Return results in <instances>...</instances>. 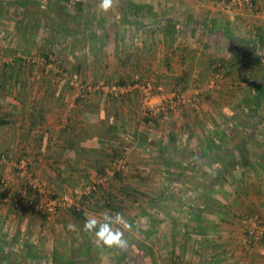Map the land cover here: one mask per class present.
Listing matches in <instances>:
<instances>
[{"label":"crops","instance_id":"1","mask_svg":"<svg viewBox=\"0 0 264 264\" xmlns=\"http://www.w3.org/2000/svg\"><path fill=\"white\" fill-rule=\"evenodd\" d=\"M2 2L0 32L14 37L20 32L19 20L27 18L22 10H35L40 15L34 16L32 41L39 44L52 35L69 39L60 54L64 62L72 60L67 67H76L89 79L108 77L120 85L148 82L161 88L149 102L135 88L106 101L95 96L96 91L76 103L63 82H37L36 96L30 92L22 99L33 105L28 114L13 107L22 102L15 82L19 75L1 66L0 115L6 123L0 125V152L28 150L30 168L46 194H74L96 177L116 148L115 121L124 119L134 129L150 115V105H158L161 95L171 90L197 101L178 103L168 115H151L155 122L144 124L155 130H143L141 121L132 130L136 136L129 166L153 178L150 196L155 197L147 199L154 204L152 210L150 205L144 209L146 200L137 202L139 209H128L131 196L124 194L114 196L118 207L110 210L107 195L99 193L82 198V220L70 209L46 215L23 204L14 207L11 198L33 194L13 162L0 163L12 196L5 199L0 186V264H264V238L245 242L248 227H264V0L250 7L224 6V0H115L108 13L98 11V0H89L79 6V24L71 36L66 35L67 26L74 29L73 23L59 20L63 0ZM43 5L55 12L44 14ZM154 15L173 19L183 32L166 37L161 29L133 23ZM75 44L79 48L74 50ZM94 54L101 58L91 61ZM217 65L219 79L205 87ZM7 72L11 76L4 78ZM55 88L60 97H41ZM40 103L44 106L39 109ZM110 114L111 125L105 128ZM72 120L73 134L65 130ZM26 123L30 127L24 128ZM130 179L120 172L113 185L121 192L127 186L134 189L138 185ZM104 210L121 212L133 223L132 230L125 231L128 247L123 251L99 245L82 230L86 215ZM69 223L77 230L69 231Z\"/></svg>","mask_w":264,"mask_h":264},{"label":"rangeland","instance_id":"2","mask_svg":"<svg viewBox=\"0 0 264 264\" xmlns=\"http://www.w3.org/2000/svg\"><path fill=\"white\" fill-rule=\"evenodd\" d=\"M88 1L89 0H85L83 4H85V2L87 3ZM63 2H64V0H63ZM65 4L67 5L68 3L66 2ZM52 36H54V35H52ZM69 42H70L69 39H68V41H66V40L64 41L63 39H61V37H57V38H54V39L52 38V40L50 42L40 41L39 44L38 43L35 44L31 40V42L29 41L27 43V45H26V44H24V39L18 38L17 36H14V37L9 36V34L6 33V32L4 33L3 36L0 35V64L2 62H5V63H8V64H12L14 67H17V68L20 66V68L18 69L19 76L17 77L16 83H17V86H18L17 90L19 91L18 97H20L21 100L23 98H26L27 96H30V92H31V96H36V91L37 90H35L34 84L37 83V82H43V81H44L43 83H46V82L51 83V82H53L55 84H59V82L61 84V82H63L64 84H66L69 87V89H71L70 98H74L75 95H74L73 88L69 84V78L74 73H78L79 78L83 82H89V83L99 82V81H104L106 83L114 82V81H110L111 78H108V77L107 78H103V77L96 76L93 79H89L88 77H86V75L84 74L83 71H81V72L79 70L77 71L76 67H74V66L72 68L67 67L68 66L67 64H72V60L70 58H67L68 61L66 63V62H64L63 58H60V54H61L62 49L66 48L67 46L69 47ZM48 44H49V47L51 48L52 51H49L50 49L48 50ZM78 45L79 44H75L72 49L75 50V49L79 48ZM47 51L51 52V56H52L51 60H52L53 63H55V64H57L59 66L58 67L59 71H55V67H52V68L47 67L45 69V67L42 64L39 63L38 58L41 55H43L44 52H47ZM87 51H90V49L87 48ZM48 52H47V54H48ZM19 55H24L28 60H25L24 62H22L21 65H18V63H17V62H19L18 58H21V57H19ZM73 58H74V61H76V57H73ZM78 58H80L82 61L83 60L85 61V58H82V56H79ZM99 58H101V56H99V57H97L96 55H95V57H91L90 56L91 61H93V60L95 61L96 59H99ZM82 61H80V63H82ZM74 63H77V61L74 62ZM220 68L221 67L218 65L217 71H219ZM217 79H219V77H217ZM207 80H208V78H207ZM204 86L207 87L206 82H205ZM55 91L53 93L52 92L48 93L47 91H43L42 93H44V92L45 93L43 95H41V97L42 96L43 97H45V96L47 97L48 95L51 96V97L54 96V98L60 97L61 96L60 95L61 91L58 90V89L56 90V88H55ZM90 94H93V92L87 94L84 98H88V96ZM103 94L105 95V94H108V93H104V92H98L96 94L94 93L95 96L100 97V98L103 97L102 96ZM120 95H122V97H123L124 94H119V96ZM64 96L65 95H63V97ZM113 96H118V95H113ZM67 98H68V96H67ZM106 99L107 98L105 97L104 101H106ZM22 101L26 102L25 106H24V110H25L24 113H30V107L33 106V105H31L30 102H27V100H22ZM5 105H4V107H7V108H11L12 107L11 105H9V106H7V104H5ZM43 106L44 105H42V103H40L38 107L40 109ZM169 113H170V110H167V113L165 115H168ZM18 115H20V114L18 113ZM110 115H108L107 118L104 120V122L107 124L105 128H109V125H111L110 121L112 120V115L111 116ZM160 115H161V113H160ZM160 115H157V116L159 117ZM1 116H4V115H0V117ZM17 120L18 119H14L13 122H16ZM143 120L140 119L141 124L144 127V128L141 127L143 130H145V128L154 129V130L156 129V127L154 125H152L154 123L153 121H150V122H152V124L146 125L144 123H147V122H145ZM140 121L136 122V124H135L136 126L134 128L135 130H137L138 125L140 124ZM19 124H20L19 126L22 127L21 121H19ZM26 124H27V127H24V128L30 127L29 123H26ZM115 124H116L115 130L119 132V136L121 137V143H120L119 148H118L119 149V153H120V151L122 149H124L123 148L124 146L128 147L127 153H126L127 166H126V170L124 172H122V173L126 174L127 176L129 175V177H131V178H134V179H130V180L133 183L138 185V186L134 187V189H136L135 196H131L129 198L131 203H128L129 207H127V208L128 209H134V208L137 207L139 209V204L141 202L143 203L146 200V204H144L143 207H144V209H147L148 205H150V203L148 202L147 199L149 197H151V198L155 197V196H149L150 194H152V192L154 191V188H155V186L153 184L151 185L152 181L149 182V180H151L153 178L149 177L148 174L145 172V170H143L141 168L135 169L137 172H134L135 170L131 169V167L129 166V161H128V153H129V149L133 146V143H134V140H135V138L133 136H136V135H135L134 132H132V130H134V129H131L130 125H128V122L126 120H124V119L121 120V121H115ZM99 130H101V128L98 129V131ZM137 132L138 131H136V133ZM28 134L30 136V132H28ZM138 134H139V132L137 133V135ZM147 149H149V148H147ZM1 154H4L6 156V158H7V162L5 164L12 163V162L14 163L20 157H25L28 160H30V152L28 150L24 149V148L21 149V150L19 148V151L14 153V154H10L7 151L0 152V155ZM110 160H111V155H110V158H109V161H108L107 165H109ZM0 165H3V164H0ZM11 169H12V167H11ZM142 174H144V175H142ZM2 177L7 180L8 188L10 189V187H9L10 183H9L8 179L5 177L4 174L0 173V178H2ZM143 181H145V182H143ZM116 182H117V180H116ZM139 183H141V184H139ZM118 184L119 183H116V185H118ZM117 188H118V186H117ZM125 189L131 190L133 188L127 186V187H125ZM115 199H116V197H115ZM12 200L13 199L11 198V200H10L11 203H12ZM137 202H140V203H137ZM153 256H155V255H153ZM153 256H151V257L153 258ZM133 262H134V264L136 263L134 260H133ZM149 262H152V260L149 259Z\"/></svg>","mask_w":264,"mask_h":264},{"label":"built area","instance_id":"3","mask_svg":"<svg viewBox=\"0 0 264 264\" xmlns=\"http://www.w3.org/2000/svg\"><path fill=\"white\" fill-rule=\"evenodd\" d=\"M75 1H84V0H68L67 3L71 7V4ZM255 0H224V6L229 3H235L238 6H247L250 7L253 5ZM0 35L3 36L4 33L0 32ZM24 61L28 60L24 55H19ZM50 57V56H49ZM23 61V62H24ZM40 64H42L45 69L47 67H55V71L58 70V65L52 61H47L44 56L38 58ZM221 73L215 71L206 81V85L210 88L212 87L217 77H220ZM69 84L73 88L75 97L84 98L87 94L92 92H104L110 93L113 95L124 94L129 91L134 90L135 88L139 89L141 93L142 100L149 102L150 99L156 96V92L160 90V86L154 87L147 83H133L128 85H120L117 82L106 83L104 81L99 82H83L77 74H72L69 78ZM197 101L196 98L188 97L184 93H181L176 90H171L168 93L161 95V102L158 105H150L148 114L155 115L162 112H167L172 108H175L178 103L180 104H195ZM118 155L113 157L109 165L104 167V173L100 176L94 177L88 184H86L82 189L76 190L74 194L61 193L58 195L46 194L45 185L41 182L33 173L30 168V162L25 157L18 158L13 164L16 169V173L19 178H21L27 188L32 191V196H26L21 199H13L12 205L14 207H19L21 204L27 206L28 208L38 211L40 213L51 215L62 209H79L80 202L84 196L83 194H88L94 190L98 184L104 183L106 180H109L114 172H124L126 170V153L128 147H123ZM7 158L4 154L0 155V163H6ZM0 185L5 191V199L11 198L10 189L8 188L7 180L5 178H0ZM245 242H261L264 238V227L262 226H250L245 232Z\"/></svg>","mask_w":264,"mask_h":264},{"label":"trees","instance_id":"4","mask_svg":"<svg viewBox=\"0 0 264 264\" xmlns=\"http://www.w3.org/2000/svg\"><path fill=\"white\" fill-rule=\"evenodd\" d=\"M67 1L68 0H64V8L62 7V8H59V10H58L61 13V14H59V18H60L59 20L68 22L69 24H70V22L73 23L72 26L74 27V29H72V28L69 29V26H67L68 27V32L66 33V35H70L71 36V35H73L74 31L77 30L76 27L79 24V22L77 20L79 19L78 18V15H79L80 10H81V8L79 6L82 5L85 0L84 1H75L74 3L71 4V7L68 4L67 5L65 4ZM4 3L5 2H2V4H0V14L2 13L3 4ZM42 4H43V2H42ZM52 9L55 12V8H49V7L47 8V6H44L43 5V13H45V14L47 13L46 12L47 10H52ZM69 10H70L71 13L70 12H67ZM65 11L67 12V14H66ZM23 13L27 15V18H26V20H24L23 18H21L19 20L20 23H18V25L16 26V29L20 30V32H17L16 35H14V36H17L18 38L24 39V44L27 45V43L29 41L31 42V40H32V37H33V34H34V30H35V27H36V23H37V18L34 17V16L40 15V13L37 14V12L35 10H31V11L26 10L25 12H24V10H22V14ZM51 20H52L51 21V26L53 27L54 24L56 25V22H55V19L53 20V18H51ZM133 23H135V25L138 24L140 27H142V25L144 24L145 25L144 27H146L147 29L150 28V30L151 29H154V28H156L157 30H160L161 29L163 31V33H164V36L166 35V37H167V33L174 34L176 32H180V31L183 32V26L181 24L176 23L173 19L168 18V17H158V16H155L154 15V16H151V19L148 20V21H146V22L145 21H141L139 23L138 21L134 20ZM21 30H22V33H21ZM48 37H47V39L41 40V41L50 42L52 40V37L54 38V36H51L50 38H48ZM48 50L49 51H52L51 48L49 47V44H48ZM47 52H44V54L41 55V56H44L47 59V61H52L51 60V58H52L51 52H48V54H47ZM49 56H51V57H49ZM18 61L20 62V63L17 62L18 65H21L24 60L21 59V58H18ZM0 66H2L3 70L5 69V71H7L8 68L9 69L12 68V69L16 70L15 75H17V74L19 75L18 69L20 68V66L17 68V67H14L12 64H8V63H5V62H2L0 64ZM217 68H218V65L215 67V69H214L213 72L217 71ZM77 71H78V69H77ZM75 74L78 75V73H75ZM10 76H11V74H9L8 72L6 74H4V78L10 77ZM16 80H17V78H16ZM121 83L122 82H120V84ZM102 96L103 97H106L109 100H111L112 98H115L116 99V97L117 98H122V95H120V96L119 95L118 96H112V94H110V93L105 94V95L103 94ZM124 96L125 95H123V97ZM83 99H85V98L74 97L73 100L76 103H82V101H84ZM13 107H16L17 109H22L23 110L22 113H24V111H25L24 108H23L24 107L23 101L19 104V106L18 105H15ZM143 119L146 122L147 121H153V122H155L154 116H151V115L146 116V117L144 116ZM5 123H6V120L5 119H2L0 117V125L5 124ZM75 127H76V124L72 120L71 124L69 126L67 125V127H66L65 130H67V131L70 130L69 132L73 134V133H75L74 132ZM185 131H186V129H185ZM184 141H185V139H184ZM115 142H116V148H115V150L111 154V159L113 157H115L116 155L119 154V149L118 148H119V145L121 143V137L120 136L115 137ZM103 170H104V168L100 172L98 171L97 174H96V176L102 175L104 173ZM116 179H120V172H114L113 176L109 180H106L104 183L98 184L97 187L94 190H92L88 194H83L82 196H94L97 193H99L101 195L105 194L108 197V198H106L107 200L105 201V202H108V203H106V206L110 210H113L117 206L115 204V202H114V199H115L114 196H122L123 194H124V196H135V191H136V189H134V190L131 189V190H126L124 192H121L119 190V188H117V187H115L113 185V183H114V181ZM51 195H55V194H51ZM153 205L154 204H150L151 210L153 209ZM168 205H171V204L168 203ZM69 209H70L71 213L76 218H78L79 220H82L81 210L74 209V208H69ZM149 222L150 221L148 220L147 223H149ZM145 237L147 238V236H145ZM137 247L139 248V244L137 245Z\"/></svg>","mask_w":264,"mask_h":264},{"label":"clouds","instance_id":"5","mask_svg":"<svg viewBox=\"0 0 264 264\" xmlns=\"http://www.w3.org/2000/svg\"><path fill=\"white\" fill-rule=\"evenodd\" d=\"M114 5L115 0H98L97 9L100 13H108ZM67 227L69 231L77 230L74 223H69ZM132 227L133 223L129 222L123 213L104 210L99 214L86 215L82 230L94 236L99 245L123 251L128 247L125 231H131Z\"/></svg>","mask_w":264,"mask_h":264}]
</instances>
